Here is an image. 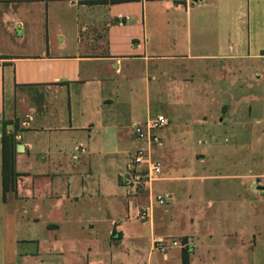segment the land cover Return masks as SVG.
Returning a JSON list of instances; mask_svg holds the SVG:
<instances>
[{"label": "crops", "instance_id": "0c3cea01", "mask_svg": "<svg viewBox=\"0 0 264 264\" xmlns=\"http://www.w3.org/2000/svg\"><path fill=\"white\" fill-rule=\"evenodd\" d=\"M172 62H212L264 84V0H0V236L32 246L14 251L10 264H183L184 250L190 264L211 257L212 264H264V219L255 205L264 189L250 186L244 199L236 188L216 197L188 190L180 215V195L161 186L174 177L136 189L122 178L128 169L119 163L128 166L133 144L128 129L162 114L153 111L152 91L166 98ZM186 81L192 88L191 74ZM144 90L140 122L129 100ZM222 114L225 122L228 105ZM5 126L18 142L17 180L6 193ZM159 190L171 200L144 222L148 254L102 249L96 227L112 242L132 240L120 219ZM207 196L219 203L215 219H205ZM160 239L171 244L166 253L154 248Z\"/></svg>", "mask_w": 264, "mask_h": 264}, {"label": "rangeland", "instance_id": "374dc122", "mask_svg": "<svg viewBox=\"0 0 264 264\" xmlns=\"http://www.w3.org/2000/svg\"><path fill=\"white\" fill-rule=\"evenodd\" d=\"M170 64L174 67L170 74L175 80L168 83V76L164 75L163 90L166 98L158 100L154 98L156 93L152 91L153 111L164 114L171 122L163 131L161 139L164 146L156 148L153 154L162 164L161 176L175 178L174 181L161 183V186L173 189L180 195L181 203L177 205L175 211L180 215L186 211L185 194L188 190L203 189L206 194H211L210 197H216L215 193L219 190L236 188L241 190L242 199L247 196L251 187L263 191L264 84L254 81L242 82L239 74H233L230 68H222L212 62L197 63L193 66L185 63L181 65L178 62ZM190 74L195 81L192 86L193 93L190 83L186 81ZM245 74L247 77L250 75V68H246ZM144 96L145 90L139 91L136 99L129 100L130 104L135 102V108L139 112L143 111L141 98ZM224 105L229 106V114L226 117L228 120L225 122L222 121ZM138 118L136 121H144L146 112H142ZM134 124L131 121L127 122L128 127ZM128 131L133 141L131 148L128 147L132 156L145 145L135 141L136 136L132 127ZM124 158L122 157L123 160ZM119 164L127 170L126 163ZM191 176L201 178L190 179ZM162 192L159 190L160 194H163ZM210 197L208 199L212 206L209 207L207 217L204 216L207 220L216 218L212 209L217 210L219 207V203L213 204ZM255 205H258L257 219L263 220L264 202L261 204L258 200ZM164 207L157 204L153 214L155 210ZM128 214L126 218L120 219V223L127 227L125 233L132 240L112 242L102 227L97 226L100 241H105L99 245L102 249L104 246H111L109 250L119 253L125 251L137 253L139 250L148 254L150 245L145 224L137 218L128 217ZM221 217L228 219L226 214H222ZM137 233L141 234L139 238H145L138 241L140 244L133 240L137 238ZM26 246L32 248L29 244L16 243L12 233L1 235L0 264H10L14 260L10 259L13 252L24 247L27 249ZM5 252L7 258L3 259ZM155 258L162 262L163 253H156ZM129 260L133 261L134 258L131 256ZM208 262L213 263L212 257ZM17 264H22V259H19Z\"/></svg>", "mask_w": 264, "mask_h": 264}, {"label": "built area", "instance_id": "2783aa9c", "mask_svg": "<svg viewBox=\"0 0 264 264\" xmlns=\"http://www.w3.org/2000/svg\"><path fill=\"white\" fill-rule=\"evenodd\" d=\"M170 124L168 118L162 114L148 118L144 123L135 124L133 129L138 140L145 143V147L139 148L130 156L127 166V173L122 176L125 184L130 188H151L159 181L162 174V164L154 159L153 148L162 147L163 140L158 136V132ZM151 190V189H150ZM171 200L167 194H157L151 198L148 205L138 208L135 213H130V217H135L143 222L152 219L154 206L164 205ZM185 247L187 244H184ZM171 244L165 240H156L154 248L166 253Z\"/></svg>", "mask_w": 264, "mask_h": 264}, {"label": "trees", "instance_id": "16d2710c", "mask_svg": "<svg viewBox=\"0 0 264 264\" xmlns=\"http://www.w3.org/2000/svg\"><path fill=\"white\" fill-rule=\"evenodd\" d=\"M120 0H113L119 2ZM99 1H88V3H97ZM17 133L15 131L8 132L6 126L3 132V187L4 192H8L14 187L17 180V173L15 171V157L17 150ZM183 264H190L189 254L186 250L183 251Z\"/></svg>", "mask_w": 264, "mask_h": 264}, {"label": "water", "instance_id": "95a60500", "mask_svg": "<svg viewBox=\"0 0 264 264\" xmlns=\"http://www.w3.org/2000/svg\"><path fill=\"white\" fill-rule=\"evenodd\" d=\"M193 1H196V0H193Z\"/></svg>", "mask_w": 264, "mask_h": 264}]
</instances>
